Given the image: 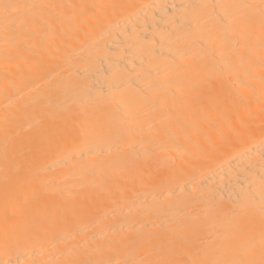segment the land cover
Instances as JSON below:
<instances>
[{
	"label": "bare ground",
	"instance_id": "bare-ground-1",
	"mask_svg": "<svg viewBox=\"0 0 264 264\" xmlns=\"http://www.w3.org/2000/svg\"><path fill=\"white\" fill-rule=\"evenodd\" d=\"M0 264H264V0H0Z\"/></svg>",
	"mask_w": 264,
	"mask_h": 264
}]
</instances>
